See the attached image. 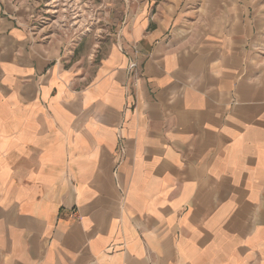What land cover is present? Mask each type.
Masks as SVG:
<instances>
[{
	"label": "crops",
	"instance_id": "obj_1",
	"mask_svg": "<svg viewBox=\"0 0 264 264\" xmlns=\"http://www.w3.org/2000/svg\"><path fill=\"white\" fill-rule=\"evenodd\" d=\"M24 9L0 0V264H264V0L144 2L82 57Z\"/></svg>",
	"mask_w": 264,
	"mask_h": 264
},
{
	"label": "rangeland",
	"instance_id": "obj_2",
	"mask_svg": "<svg viewBox=\"0 0 264 264\" xmlns=\"http://www.w3.org/2000/svg\"><path fill=\"white\" fill-rule=\"evenodd\" d=\"M162 0H21L24 19L40 37L65 44L80 57L94 54L106 44L116 43L123 14L144 2ZM26 7H28L26 9Z\"/></svg>",
	"mask_w": 264,
	"mask_h": 264
},
{
	"label": "built area",
	"instance_id": "obj_3",
	"mask_svg": "<svg viewBox=\"0 0 264 264\" xmlns=\"http://www.w3.org/2000/svg\"><path fill=\"white\" fill-rule=\"evenodd\" d=\"M138 71V64L134 61V60H131L130 61V64H129V72L131 74H136Z\"/></svg>",
	"mask_w": 264,
	"mask_h": 264
}]
</instances>
